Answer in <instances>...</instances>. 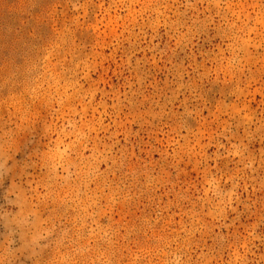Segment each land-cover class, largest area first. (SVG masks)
<instances>
[{"label": "rangeland", "instance_id": "1", "mask_svg": "<svg viewBox=\"0 0 264 264\" xmlns=\"http://www.w3.org/2000/svg\"><path fill=\"white\" fill-rule=\"evenodd\" d=\"M0 264H264V0H0Z\"/></svg>", "mask_w": 264, "mask_h": 264}]
</instances>
